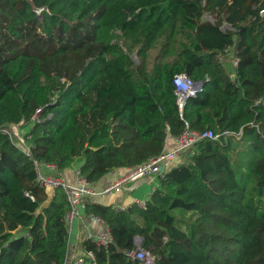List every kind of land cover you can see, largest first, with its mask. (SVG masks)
Here are the masks:
<instances>
[{
    "label": "trees",
    "instance_id": "1",
    "mask_svg": "<svg viewBox=\"0 0 264 264\" xmlns=\"http://www.w3.org/2000/svg\"><path fill=\"white\" fill-rule=\"evenodd\" d=\"M262 9L264 0H0V264L65 262L70 205L62 187L39 184L36 164L57 176L82 161L93 184L159 154L186 126L218 136L171 161L144 207L88 201L112 242L88 238L84 251L94 264H145L128 254L139 235L154 264H264ZM178 73L202 81L181 111Z\"/></svg>",
    "mask_w": 264,
    "mask_h": 264
},
{
    "label": "built area",
    "instance_id": "2",
    "mask_svg": "<svg viewBox=\"0 0 264 264\" xmlns=\"http://www.w3.org/2000/svg\"><path fill=\"white\" fill-rule=\"evenodd\" d=\"M37 13L41 11V8H38ZM261 13H264V9L261 10ZM175 95H176V104L178 109L181 111L184 107L185 101L188 97H194L200 92L202 88V82L196 81L190 76L184 73H178L173 76L172 79ZM39 112L37 110L36 114ZM19 131L15 130V126L12 127V134L17 138V140L24 145V138L18 135ZM218 135L215 134L211 129L203 130L202 132L191 130L186 126L183 131L172 137L173 147L167 148L164 147L162 152L159 154L149 157L141 164L134 167H126L123 169V172L118 175L110 183H107L102 187V189H95L91 183L82 175L79 171L76 172L75 182L69 183L63 176L60 175H44L41 173V165L36 164L38 173L37 179L41 186H49L52 188L62 187L67 195V200L70 205V209L66 214L67 222L71 219L78 217L79 209L85 207L86 203L92 198H97L102 195H108L114 191H118L125 183L133 182L143 177H152L157 175L161 178L164 171H161V167L169 164L171 161L180 157L186 150L191 148L198 140L203 138H216ZM29 150V147L26 148ZM46 166L52 168L54 172L57 171L56 166L45 164ZM136 203L140 207H144L145 201L137 200ZM117 210L124 209L123 207H117ZM92 219L100 221L103 223L102 219L97 216L90 215ZM98 246L107 247L112 242V236L109 231V228L106 226L104 231L90 238ZM128 254L134 258L142 260L145 264H154L153 256H151L147 251L136 246V249L128 252ZM95 255L93 251L88 250L84 253L74 256L73 259L67 264H94ZM66 264V263H64Z\"/></svg>",
    "mask_w": 264,
    "mask_h": 264
},
{
    "label": "crops",
    "instance_id": "3",
    "mask_svg": "<svg viewBox=\"0 0 264 264\" xmlns=\"http://www.w3.org/2000/svg\"><path fill=\"white\" fill-rule=\"evenodd\" d=\"M223 28H225V26ZM233 59L234 57L232 56V60ZM230 72L232 73L233 70H230ZM196 81H201V80H196ZM19 134L22 136L21 133ZM173 145L174 144H173L172 136H168L166 138L164 147L170 148L173 147ZM180 162L181 159H178L177 161H175L174 164ZM81 163L82 161L73 163L70 166H68L66 169H64L62 172H57V175L63 176L69 183H73L75 182L76 172L78 171ZM169 165L167 164L165 168H167ZM122 171L123 169L121 168L114 169L113 171L103 175L97 182L91 185L95 189L100 190L104 185L110 183L115 178H117L118 175L122 173ZM41 173L44 175H49V174L54 175L55 172L52 168L46 166L45 164H41ZM158 184H159V177H157V175L152 177H143L133 182L125 184L124 187L117 194L111 193L108 195H102L100 197L90 199V202L101 203L104 205L110 204L114 208L123 207L124 209H126L127 206L132 203L137 204L136 203L137 200H143V201L147 200L151 192L158 186ZM47 192L49 194H52L53 188L50 187V190H48ZM79 214L80 215L78 217H75L71 219V221L67 222L69 241H68V249L64 262L66 264L69 263L74 256L84 253L82 242L85 239L92 238L95 235L101 234L104 231L105 227L107 226V224L103 220L102 223L100 221L92 219L90 217V215L92 214L86 213L85 207L79 209ZM137 236L140 237L141 239L139 243H136L135 239L134 242L137 247L138 246L140 247L143 238L139 235Z\"/></svg>",
    "mask_w": 264,
    "mask_h": 264
},
{
    "label": "rangeland",
    "instance_id": "4",
    "mask_svg": "<svg viewBox=\"0 0 264 264\" xmlns=\"http://www.w3.org/2000/svg\"><path fill=\"white\" fill-rule=\"evenodd\" d=\"M207 16L208 17H210V19H211V21H212V17L211 16H209V15H205V18L207 19ZM131 56H132V58L133 59H135L136 61H138V59H137V57H136V54H135V52H133L132 54H131ZM226 63H227V67L229 68V70H233V66L235 65V63H236V60H232V57L231 56H228L227 58H226ZM15 130L16 131H19V129H18V127L17 126H15ZM22 134V133H21ZM18 135L21 137V135L18 133ZM78 161H76L75 163H77ZM123 172V171H122ZM127 183H130V182H127ZM127 183H125V184H127ZM124 184V185H125ZM124 185L118 190V191H114L113 193L114 194H117L118 192H120V190L124 187ZM47 190H50V187H47Z\"/></svg>",
    "mask_w": 264,
    "mask_h": 264
},
{
    "label": "water",
    "instance_id": "5",
    "mask_svg": "<svg viewBox=\"0 0 264 264\" xmlns=\"http://www.w3.org/2000/svg\"><path fill=\"white\" fill-rule=\"evenodd\" d=\"M207 20H210L211 21L210 17L207 16ZM231 77L233 78L234 75H232ZM161 171H164V167L163 166L161 167Z\"/></svg>",
    "mask_w": 264,
    "mask_h": 264
},
{
    "label": "bare ground",
    "instance_id": "6",
    "mask_svg": "<svg viewBox=\"0 0 264 264\" xmlns=\"http://www.w3.org/2000/svg\"><path fill=\"white\" fill-rule=\"evenodd\" d=\"M140 239H141V238L137 236V237H136V243H139Z\"/></svg>",
    "mask_w": 264,
    "mask_h": 264
}]
</instances>
